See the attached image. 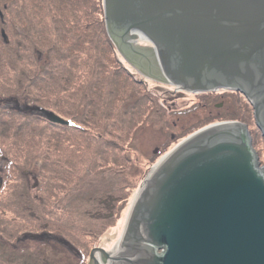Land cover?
Instances as JSON below:
<instances>
[{
  "label": "trees",
  "instance_id": "obj_1",
  "mask_svg": "<svg viewBox=\"0 0 264 264\" xmlns=\"http://www.w3.org/2000/svg\"><path fill=\"white\" fill-rule=\"evenodd\" d=\"M103 19L101 0H0V96L28 100L27 113L0 114V264H85L93 241L129 211L145 175L135 161L139 132L157 126L164 153L188 136H173L157 99L122 67ZM196 97L205 109L222 107L190 132L241 123L264 165L247 100L234 91ZM44 112L69 125L49 123Z\"/></svg>",
  "mask_w": 264,
  "mask_h": 264
},
{
  "label": "water",
  "instance_id": "obj_2",
  "mask_svg": "<svg viewBox=\"0 0 264 264\" xmlns=\"http://www.w3.org/2000/svg\"><path fill=\"white\" fill-rule=\"evenodd\" d=\"M103 16L123 65L192 94L240 93L264 139V0H103ZM146 180L113 264H264V165L245 125L195 132Z\"/></svg>",
  "mask_w": 264,
  "mask_h": 264
},
{
  "label": "rangeland",
  "instance_id": "obj_3",
  "mask_svg": "<svg viewBox=\"0 0 264 264\" xmlns=\"http://www.w3.org/2000/svg\"><path fill=\"white\" fill-rule=\"evenodd\" d=\"M4 1L6 2V0ZM101 4L103 8V0H101ZM104 27H105V23H104ZM105 32H106V28H105ZM106 36L109 39L107 32H106ZM109 41L112 44V47L114 48V45L110 39ZM140 44L141 46L151 47V45L148 42H140ZM119 62L121 63L122 67L126 70V72L129 75H131L135 81L139 82V85L141 86L143 90L149 92L157 99L159 106L165 110V122L167 121L172 126L175 125L174 126L175 131H173V136L176 133L177 134L179 133L180 134L179 136L185 135L186 133H188L187 134L188 136L194 134L195 132L191 133L190 131L191 129H194L195 124L198 121L205 119L206 118L205 116H207L208 113H212V112L214 113L215 109L216 110L221 109L222 107L221 103H217L214 105V104H211L212 103L211 102L210 103L211 106L208 108H212V109H205L203 107L204 102L196 97V95H199V94H192V93H189L183 90H176V88L171 85H168L166 83H161V82H158L156 80L149 78L138 68L123 65V63L120 60ZM14 97L15 96H11L10 94H7L6 96H0V114L2 112L7 113V111H9L10 114H11V111L13 114L19 111L24 112V113L28 112V108H26V105L28 104L27 98H22V97L14 98ZM219 105H221V107H218ZM3 121H6V120H3L0 118V123ZM188 136H186L185 138H187ZM185 138L183 139L181 138L177 140L174 144L169 146L168 151L164 153L162 151H163V146L167 142L166 135L162 133V131L159 130L157 126L151 127L149 125H146L145 128H143L139 132L136 138V145H137L136 153L137 154L135 157V161L138 158V166H137L138 171L137 172L146 170L145 175L143 176V179L139 184V187L141 183L143 182V180L146 178L150 169L156 166V164L168 152H170L175 146H177ZM261 155L264 158V150L261 151ZM4 163H5L4 160L0 156V168L1 169ZM35 168L37 167L35 166ZM1 169H0V175H1L0 177H3L4 173L1 171ZM24 174L28 176L27 183H28L30 190H33L34 187L36 186L34 176L31 173H27V172ZM5 197L6 196L0 195V200L5 199ZM12 199H15V198L12 197ZM127 212L128 210L126 207V209L122 211L120 218L117 220V222L111 228L106 230V232L102 236L98 237L95 241H93L94 244H93L92 249L102 248L106 251H111L115 247L116 243L118 242L123 232L125 221L128 215ZM24 240L26 242L29 240L33 242V241H38L39 239L38 237L24 236L21 239V242H24ZM29 244L31 247L34 246V244L31 242ZM92 249L90 248L88 252V256L86 255L87 258H85V264H91L89 263L88 259H89V253Z\"/></svg>",
  "mask_w": 264,
  "mask_h": 264
},
{
  "label": "bare ground",
  "instance_id": "obj_4",
  "mask_svg": "<svg viewBox=\"0 0 264 264\" xmlns=\"http://www.w3.org/2000/svg\"><path fill=\"white\" fill-rule=\"evenodd\" d=\"M141 42H147V41L142 40ZM154 171H155V166L152 167L150 169L149 173L147 174V176H146L147 180L154 173ZM120 253H121L120 244L117 242L114 249L110 253H108V256L106 258L102 254H100L99 252H96L94 255L95 258L93 260V263L94 264H113L112 259L118 257L120 255Z\"/></svg>",
  "mask_w": 264,
  "mask_h": 264
},
{
  "label": "flooded vegetation",
  "instance_id": "obj_5",
  "mask_svg": "<svg viewBox=\"0 0 264 264\" xmlns=\"http://www.w3.org/2000/svg\"><path fill=\"white\" fill-rule=\"evenodd\" d=\"M217 91H222V90H217ZM217 91H215V92H217ZM213 93V92H212ZM248 102V101H247ZM252 107V106H251ZM253 108V107H252ZM255 121V120H254Z\"/></svg>",
  "mask_w": 264,
  "mask_h": 264
}]
</instances>
